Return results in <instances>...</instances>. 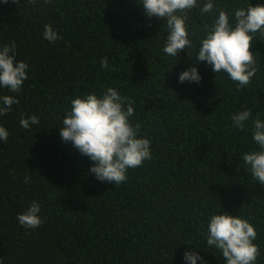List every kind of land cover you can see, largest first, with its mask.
I'll return each instance as SVG.
<instances>
[{
  "label": "trees",
  "instance_id": "obj_1",
  "mask_svg": "<svg viewBox=\"0 0 264 264\" xmlns=\"http://www.w3.org/2000/svg\"><path fill=\"white\" fill-rule=\"evenodd\" d=\"M213 2L230 21L234 9L264 4ZM142 4L0 0V47L15 42L16 59L29 66L19 104L0 116L9 133L0 140V264H186V251L203 257L197 264H226L207 245L208 218L223 211L255 226V264H264V186L241 158L258 148L252 121L257 115L264 121V34L257 33L250 48L258 71L238 89L227 73L196 63L215 9L190 11L192 47L170 57L163 52L166 22L148 18ZM46 24L60 39H44ZM105 57L109 67L102 68ZM189 66L197 67L199 83L179 82ZM109 87L134 101L129 119L140 124L139 137L151 141V159L128 169L127 180L116 185L91 174L94 162L59 135L73 98L99 96ZM2 95L16 93L0 88ZM248 109L245 128H234L232 116ZM32 114L39 124L20 127ZM33 201L43 223L28 229L17 215Z\"/></svg>",
  "mask_w": 264,
  "mask_h": 264
},
{
  "label": "clouds",
  "instance_id": "obj_2",
  "mask_svg": "<svg viewBox=\"0 0 264 264\" xmlns=\"http://www.w3.org/2000/svg\"><path fill=\"white\" fill-rule=\"evenodd\" d=\"M28 2L36 3V0ZM44 2L50 3L51 0ZM197 7L201 15L214 14V9L218 15L210 26L205 25L196 63L206 61L215 74L227 73L232 81L237 82L238 89L246 87L258 71L250 48L256 34H264V4L250 3L247 7L234 9L230 21V13L214 4L213 0H207L202 6L198 0H143L142 8L148 18L158 17L166 22L168 33L163 47L166 55L177 57L182 50L192 47L187 21L190 11ZM43 37L49 42L60 39L48 24L44 26ZM28 67L26 62L16 59L15 42L0 47V88L16 93L15 96H0V116L11 111L13 104H19L17 96L28 78ZM101 67H109L107 57L101 60ZM178 79L180 83H199L202 77L197 67L189 66ZM133 104L134 101H128L112 87L99 96L94 92L76 96L59 127L61 141L71 142L81 155L94 162L89 171L101 182L114 185L125 182L128 169L139 167L151 159L150 139L139 137L140 124L134 125L129 119L134 114ZM251 118L250 109L240 111L232 116L233 127L243 130L245 122ZM19 124L29 129L30 125L39 124V118L32 114L22 117ZM251 132L258 148L244 153L241 158L246 170L264 186V121L258 115L252 121ZM8 136V131L0 126V140L6 142ZM24 182L29 183L30 178L26 176ZM40 212V204L33 201L17 215V220L25 228L36 229L43 223ZM208 219L207 245L219 250L226 264H255L260 254L259 246L254 243L258 234L248 219L226 211L213 214ZM184 260L186 264H197L198 260L203 261V257L186 251Z\"/></svg>",
  "mask_w": 264,
  "mask_h": 264
}]
</instances>
